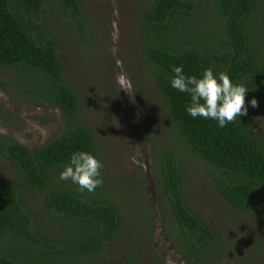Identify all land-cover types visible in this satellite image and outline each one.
Listing matches in <instances>:
<instances>
[{"label": "trees", "instance_id": "trees-1", "mask_svg": "<svg viewBox=\"0 0 264 264\" xmlns=\"http://www.w3.org/2000/svg\"><path fill=\"white\" fill-rule=\"evenodd\" d=\"M213 5L215 18L204 23L196 20V0H151L138 12L141 56L163 99L164 123L179 145L154 153L159 193L173 221L168 235L180 257L192 264H216L226 248L220 233L185 202L178 151L208 166L217 194L235 210L250 212L249 207L259 204L264 224V133L252 132L243 115L223 128L215 120L191 117L190 94L170 84L173 66L197 77L211 68L215 75L224 71L234 84L245 86L246 101L252 96L264 101V0H213ZM51 8L58 18L71 17L84 25L79 0H0V65L17 70L25 100L56 106L65 126L33 149L9 138L0 143V154L21 178L19 184L0 185V264H80L81 256L96 257L121 223L120 208L100 192L101 186L88 192L57 181L72 153L87 150L97 156V147L80 118L76 94L62 78L56 40L42 34L43 27L34 28ZM21 185L40 192L45 206L65 218V233L78 239L54 243L44 237L24 204ZM139 203L143 219H149L147 203L143 198ZM240 259L234 264H255L251 256Z\"/></svg>", "mask_w": 264, "mask_h": 264}, {"label": "rangeland", "instance_id": "rangeland-1", "mask_svg": "<svg viewBox=\"0 0 264 264\" xmlns=\"http://www.w3.org/2000/svg\"><path fill=\"white\" fill-rule=\"evenodd\" d=\"M150 1L79 0L84 25L71 17L58 18L54 8L34 22V28L43 27L42 34L56 40L62 78L77 96L80 118L91 130L97 158L104 165L100 192L111 196L121 211L119 230L104 242L96 257L81 256L84 261L80 264H192L180 257L169 238L173 221L159 193V171L154 163V153L179 145L164 123L163 99L146 72L140 52L138 12ZM196 1L200 4L196 20L204 23L211 17L213 21V0ZM0 74L12 80L17 70L5 68ZM19 85L20 89L25 86L21 81ZM19 91L20 100L10 99L19 121L8 118L16 136L6 137L33 149L60 134L64 120L56 106H36L23 98L27 97L23 89ZM252 98L258 101L257 107H252ZM246 106L243 116L251 131L263 134L264 101L252 96ZM178 152L185 202L220 233L226 248L216 264L238 263L243 255L251 256L255 264H264V224L259 204L249 207L250 212L235 210L217 194L208 166L184 150ZM13 181L19 184L21 178L0 154V185ZM57 181L76 185L60 176ZM21 187L24 204L44 237L54 243L78 239L65 233V218L45 206L40 192ZM141 198L147 203L149 219H143Z\"/></svg>", "mask_w": 264, "mask_h": 264}, {"label": "clouds", "instance_id": "clouds-1", "mask_svg": "<svg viewBox=\"0 0 264 264\" xmlns=\"http://www.w3.org/2000/svg\"><path fill=\"white\" fill-rule=\"evenodd\" d=\"M170 84L173 89L190 94L187 113L193 117L215 120L219 127L233 122L237 117L247 114L245 94L248 89L234 84L229 75L221 71L218 76L211 68L204 69L202 75H186L182 66L172 67ZM128 89V88H127ZM129 92L130 89H128ZM252 107L258 106L256 98ZM104 165L95 154L87 150L72 153L70 162L60 172V179L76 184L80 191L94 192L103 185L101 170Z\"/></svg>", "mask_w": 264, "mask_h": 264}, {"label": "flooded vegetation", "instance_id": "flooded-vegetation-1", "mask_svg": "<svg viewBox=\"0 0 264 264\" xmlns=\"http://www.w3.org/2000/svg\"><path fill=\"white\" fill-rule=\"evenodd\" d=\"M5 68L12 67L0 65V72L3 71ZM19 83L20 82L16 74L13 76L12 80H7L0 74V143H3L5 138H7L6 136H16V129H13L14 127L10 125L8 118L11 116L12 119H14L13 117H15L19 121V116L17 115L16 107H14L15 100L21 99L19 90L22 89H20ZM4 96L8 98L7 102ZM10 99H12L14 102L12 103ZM11 103L13 107L8 108V105Z\"/></svg>", "mask_w": 264, "mask_h": 264}]
</instances>
